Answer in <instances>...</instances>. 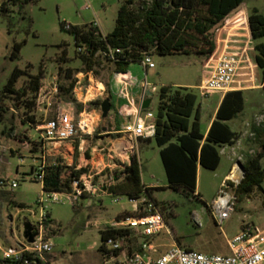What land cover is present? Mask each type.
Masks as SVG:
<instances>
[{
  "label": "rangeland",
  "instance_id": "rangeland-1",
  "mask_svg": "<svg viewBox=\"0 0 264 264\" xmlns=\"http://www.w3.org/2000/svg\"><path fill=\"white\" fill-rule=\"evenodd\" d=\"M124 0H40L30 3L24 9L10 0H0V98L5 85L16 67L27 70L35 76L40 68L45 69V78L38 95L36 106L28 108L23 101L16 96L5 98L8 107L7 119L0 123V217L3 223L0 229L5 231L10 245L21 244L24 238L25 224L33 226L39 222L43 210L38 204L44 195L43 184L35 180L33 171L40 164L42 148L39 144V126L47 119L55 118L59 111H69L76 115V107L72 103L61 102L54 87L59 84V64L57 58L63 48H67L70 57L65 66L78 71L77 78L81 85H93L99 82L107 83L111 73V64L102 60V65L92 73L90 81L88 74L82 69V63L77 55L74 37L63 31L61 23L72 25L90 24L98 17L101 30L104 34L112 32L116 26L119 8ZM10 9L9 13H3L4 4ZM139 3V0H136ZM264 11V0H246L234 11L216 30V51L211 56L199 54H171L159 55L152 53V60L156 64L154 69L148 72L147 80L157 87L153 93L151 111L157 113L159 92L164 85H193L191 89L197 96L196 110L200 108L201 128L204 131L210 116L215 109L214 98H221L222 94H203L197 85H204L207 77L205 65L208 61L219 56L225 50V31L227 27L238 25L241 32L246 31L248 22L246 19L253 8ZM26 40L20 57L11 59L10 55L16 42ZM264 42V39L253 42L249 52L250 62L244 72L249 76L242 77L241 86L264 85L263 70L255 61L257 51L255 45ZM208 46L199 43L193 50H205ZM136 72H140L145 79V72L139 63L132 64ZM85 76V77H84ZM80 78V79H79ZM30 81L29 75L23 76L17 84L18 88L25 87ZM93 81V82H92ZM97 87V88H98ZM98 92L92 96L83 95L78 90L75 97L79 102H85L88 98H110L107 91L103 95ZM90 89V88H89ZM257 98L247 95L248 107L242 115L232 120L230 125L239 131L240 140L235 149L238 151V162L243 164L249 156H255L261 147L253 133V128L258 126L264 117V88L261 94L253 93ZM31 98V95L28 96ZM247 106V104H246ZM101 112V109H98ZM33 116L34 122H29L28 117ZM109 117L101 118L99 128H109ZM240 127L236 128L237 125ZM116 135V134H115ZM115 135L108 131L97 130L94 138L80 137L71 142H65L58 152L48 156L47 166L60 164L64 167L63 181H67L73 175L74 170L87 168L95 173L105 183L106 176L103 173L113 170V162L129 163L131 158L139 157L142 162V180L145 185L155 188L152 190L158 211L162 213L167 228L156 239L159 252L168 248L162 244H172L174 241L192 250L209 254H228V239L238 234L242 228L249 224L264 230V191L256 189L250 197L237 203L236 210L228 219L223 228H220L212 214L210 204L208 207L204 200H198L193 194L189 196L183 191L170 188L164 165L162 163L160 148L155 141L152 143L141 140L137 144L127 143L132 149L128 159L126 156L112 158L108 156L109 149L115 141ZM99 145L98 148H96ZM100 148H106L100 152ZM138 150V151H137ZM139 153V155H138ZM97 154L106 155L105 162L101 166L93 164V158ZM113 154V153H111ZM234 163L233 167L238 163ZM118 165V163H117ZM230 161L223 156L222 167L214 172L205 168L201 169L199 178V191L204 199L212 201L216 197L221 185V172L229 170ZM264 166V159H263ZM119 167V166H118ZM4 182V185H1ZM16 182L17 186L12 184ZM264 187V183H263ZM116 197L110 193L98 192L95 195L88 194L75 202L64 201L50 203L46 212L50 213L52 225L47 226V236L53 244L52 255L45 258L54 264H103L99 247L101 246L100 231L111 224L121 213L133 212L135 204L127 197H119V202H114ZM139 239L131 237L124 243L126 249L138 248ZM169 247V246H168Z\"/></svg>",
  "mask_w": 264,
  "mask_h": 264
},
{
  "label": "trees",
  "instance_id": "trees-1",
  "mask_svg": "<svg viewBox=\"0 0 264 264\" xmlns=\"http://www.w3.org/2000/svg\"><path fill=\"white\" fill-rule=\"evenodd\" d=\"M10 1L24 9L28 4L37 3L40 0ZM244 1L246 0H139L137 4L136 0H124L118 11L116 26L108 34H104L101 28L93 23L72 25L62 22L61 28L74 37L77 55L82 63L81 70L85 74L95 73L97 67L103 63L101 59L112 65L111 74L128 73L132 64H140L147 55L152 56L153 52L159 55H213L217 47L215 30ZM1 10L6 14L10 12L6 3ZM248 26L253 42L264 39V11H260L257 7L253 8L248 17ZM200 42L205 43L208 48L193 50ZM26 43L27 41L24 40L14 44L11 59L15 60L20 57ZM63 46L61 45L62 52L57 58L59 64L58 99L61 102L74 104L77 113L84 109H101L102 98L84 104L75 97V89L79 81L78 71L65 66L69 63L70 57L67 48ZM111 49L120 50L115 54L114 60L104 56V53ZM255 50L257 51L256 64L263 70L264 75V42L256 44ZM25 75H29V83L25 87L18 88V82ZM44 78L45 69L43 67L35 76L19 67L13 70L0 98V123L7 119L8 107L4 102L5 98L16 96L28 108H34ZM106 85L109 89V83ZM29 95L31 98H28ZM245 101L243 90L227 92L218 110L217 119L213 121L205 137L200 130L199 112H196V94L186 87L172 85L161 87L156 114V134L153 139L160 148L170 188L183 191L188 196L193 194L202 201L201 196L195 194L198 184V167L216 171L221 162L218 146L234 145L239 140V134L231 129L227 121L238 117L244 111ZM194 114L195 119L192 123L191 119ZM28 121L35 123L33 116H29ZM98 130H103V127ZM253 133L261 151L255 156H249L242 164L245 174L236 190L239 202L250 197L256 189L264 191V124L255 126ZM115 137H120V135L116 134ZM63 170L64 167L60 164L47 166L43 191L48 193L71 191L72 181L88 171L87 168L74 170L72 177L63 181ZM103 175L106 176L105 186L111 195L125 196L132 200L147 196L155 202L152 193L155 188L147 187L143 183L142 164L137 156L131 163L122 164L121 167L113 170L107 169ZM206 206L208 207L207 204ZM142 214L140 211H125L118 218ZM47 218L48 223H52L49 212ZM2 223L3 220L0 217V225ZM0 235L5 243L9 244L6 232L0 229ZM100 236L102 243L99 251L102 254L105 251V243L110 238L121 239L124 243L130 241L127 230H116L110 227L102 229ZM0 264L53 263L48 259L43 261L34 254L26 253L18 260L4 259L0 256Z\"/></svg>",
  "mask_w": 264,
  "mask_h": 264
},
{
  "label": "built area",
  "instance_id": "built-area-1",
  "mask_svg": "<svg viewBox=\"0 0 264 264\" xmlns=\"http://www.w3.org/2000/svg\"><path fill=\"white\" fill-rule=\"evenodd\" d=\"M92 23L101 28L98 17ZM226 29V31H232V27ZM251 49L249 43L242 48H233L229 42H225V50L219 56L211 58L205 65L208 78L205 84L201 86L203 94L227 93L241 86L244 82L242 77L250 75L243 70L248 68V66H244V63L250 62L249 52ZM119 52V49H111L104 53V56L114 60L115 54ZM140 65L145 72L142 94L140 95L141 104L138 106L135 94L131 91L134 82L124 80V86L120 91L121 97L127 99V106L130 111L125 113L128 120L116 130V134L120 135L119 139L109 149L108 156L112 158V161L115 157L126 156L128 159L130 158L133 147L129 148L127 141L141 138L149 139L156 134V114L142 108L147 95L157 91V87L151 85L147 80L148 70L155 68L156 64L151 56L147 55ZM79 85L78 81L76 89ZM54 92H58V86L54 87ZM100 121L101 112L94 109H84L76 115L69 111H59L55 118L45 120L39 126L42 158L40 164L33 171L35 180L43 184L48 156L58 152L65 142H71L80 137L94 138ZM261 124H264V117L258 126ZM98 147L99 145L96 148ZM105 149L100 148V152L105 151ZM103 163L100 162L98 166L103 165ZM112 164L119 168L126 163L115 162L114 160ZM239 164L238 162L232 168L210 205L215 222L220 228H223L224 223L231 218L236 210L238 203L236 190L245 174L242 164L241 166ZM99 176H101L100 173L88 170L72 181L71 191L51 193L43 191L44 195L38 201L43 214L39 222L34 225L38 232L34 242L25 241L21 244L10 245L6 244L0 235V256L4 259L18 260L26 253H31L41 260L47 261L45 256L52 254L53 244L51 238L47 236V226L52 225V223H48L46 208L50 203L75 202L88 194L107 193L105 183L100 180L97 181ZM4 184L1 182V185ZM12 186L16 187L17 183L14 182ZM114 197H116L114 202L120 201L119 197L121 196ZM129 200L135 204V210L143 214L117 217L107 227L127 230L130 239L135 237L140 240L138 248L126 249L121 239L110 238L105 243L103 264H264V230L249 224L245 225L238 234L228 239V254L203 253L183 247L175 242L165 252H159L156 239L167 228L164 216L158 211L155 202L147 196L138 200Z\"/></svg>",
  "mask_w": 264,
  "mask_h": 264
},
{
  "label": "crops",
  "instance_id": "crops-1",
  "mask_svg": "<svg viewBox=\"0 0 264 264\" xmlns=\"http://www.w3.org/2000/svg\"><path fill=\"white\" fill-rule=\"evenodd\" d=\"M246 20L248 22V19H246ZM223 42L224 43L225 42H229L231 47H233V48H242V47L246 46L249 43V44H251V48H252L253 47V40H252L251 35H250L249 26L247 25L245 32H241V29L239 28V26L238 25H234L232 27V31L231 32L230 31H225V39H223ZM149 70H148V72H149ZM89 75H90L89 79L91 81L92 78H93L92 77L93 75L92 74H89ZM147 77H148V74H147ZM124 80H130V81L135 83L131 87V91H132L133 94H135V99L137 100L138 106L141 104L140 95L142 94V83H143L144 79H142V76H141L140 72L134 71L132 66H131L129 71H128V73H112V74L110 73L109 74V80L107 82V83H109V89H108L106 83L99 82L98 85H102V86L100 88L97 86L99 88V94L98 95H103L105 93V91H107L108 95L110 96L111 103H112V109H111V112L109 114V120H108L109 128H107V129L103 128V133L108 131L109 133L115 135L116 134V130L121 126V124L125 123L128 120V117L126 116L125 113L129 112L130 108H128V106H127V104H128L127 103V99L121 97V95H120V91H121V89L124 86L123 85ZM247 81L248 80H244V82H247ZM81 82L82 81L79 80V84L80 85L76 89V94L77 95H78V90H80L82 92V94L83 95L85 94L86 96L87 95L92 96V94L95 95L98 92V88L96 86L93 88V85H91V86H88L87 84L81 85ZM172 86H174V87H186V88H190V89L193 88V85H183V84H176V85H172ZM197 88H201V85H197ZM262 88H263V84L253 85V86H238L237 88L234 89V90H243L244 91L245 100H246L245 101V109H244V111L246 110V107H248L247 95L253 96L254 98H257L256 97L257 95H254L253 93H258V95H259V93L261 94ZM153 93L154 92L149 93L147 95V97L144 99V101L147 100V99H151V104H150L149 108L148 109H144V110L151 111L150 108H151L152 103H153V99L151 97H152ZM220 94H222L221 98H214L216 106H215L213 115L210 116V119H209L208 124H207V126H206L204 131L201 128V116H200V130L204 134L205 137L208 135L213 121L217 119L218 110H219V108H220V106H221V104L223 102V99H224V97L226 95V93H220ZM211 95H213V94H211ZM95 99H98V98H90V99L87 98L85 100V102L83 101L82 103L87 104L88 102L93 101ZM246 104H247V106H246ZM142 108H143V104H142ZM94 110L98 111V109H94ZM244 111L242 113H240L239 116L242 115L244 113ZM196 112H199V115H200V108H198L196 110ZM154 114H157V113L154 112ZM238 117H236V118H238ZM236 118H234V119H236ZM194 119H195V114H194V116L191 119L192 123H193ZM234 119H232V120H234ZM232 120L227 121V123L230 125V122ZM230 127H231V129L234 132L239 134L238 130H234L231 125H230ZM238 127H240L239 124L237 125L236 128H238ZM118 139H119V137H117L113 143H115ZM141 140H146L145 142H147V143H152L154 141L153 138H149V139L141 138V139H138V140H132V141H127V142L129 144H134L135 147L137 148V144L141 143L142 142ZM239 140H240V138H239ZM238 141L234 145L223 144L221 146H218V150H219L220 155H221V162H220V165H219L218 169L216 171H214V172L219 171L220 168L222 167L223 156L224 155L227 157V159L231 163L229 170L221 172L220 185H222L223 181L230 174L234 163L236 161L238 162V151L235 149V146H236V144H238ZM138 155H139V153H138ZM105 157H106V155L97 154V155L94 156L92 163L93 164L95 163V165L98 166L100 164V162H105ZM139 160H140V158H139ZM97 162H99V163H97ZM140 162H141V160H140ZM129 163H131V162H129ZM141 164H142V162H141ZM202 168L203 167H201V166L198 167V184H197V190H196L195 194L196 195H200L202 200H204V202L207 205H209V204L211 205V203L213 202L215 197H213L212 201L210 202L209 199H204V196H203L202 192L199 191V178H200V174H201V169ZM149 187H152V186H149ZM170 245L171 244H162L163 247H167V248H169L168 246H170ZM52 257L54 259L53 255H52ZM101 257H102V263H103V254L102 253H101ZM52 263L54 264V260H53Z\"/></svg>",
  "mask_w": 264,
  "mask_h": 264
},
{
  "label": "water",
  "instance_id": "water-1",
  "mask_svg": "<svg viewBox=\"0 0 264 264\" xmlns=\"http://www.w3.org/2000/svg\"><path fill=\"white\" fill-rule=\"evenodd\" d=\"M151 104V99H147L143 102V109H148ZM112 109V103L110 98L103 100L101 105L102 119H107ZM106 129V128H105ZM133 161V158L130 159V162ZM38 232L35 230L34 226L30 223L25 224L24 238L27 242L32 243L35 240Z\"/></svg>",
  "mask_w": 264,
  "mask_h": 264
}]
</instances>
